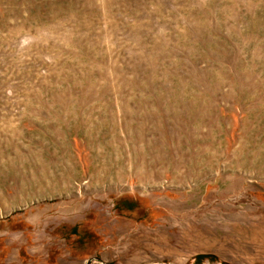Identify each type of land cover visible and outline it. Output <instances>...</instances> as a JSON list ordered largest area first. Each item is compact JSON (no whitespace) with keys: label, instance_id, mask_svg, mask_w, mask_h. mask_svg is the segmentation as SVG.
Returning a JSON list of instances; mask_svg holds the SVG:
<instances>
[{"label":"rangeland","instance_id":"rangeland-1","mask_svg":"<svg viewBox=\"0 0 264 264\" xmlns=\"http://www.w3.org/2000/svg\"><path fill=\"white\" fill-rule=\"evenodd\" d=\"M0 264H264V0H0Z\"/></svg>","mask_w":264,"mask_h":264}]
</instances>
